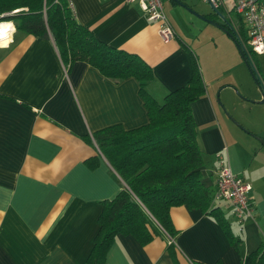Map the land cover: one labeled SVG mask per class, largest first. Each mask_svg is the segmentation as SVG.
I'll use <instances>...</instances> for the list:
<instances>
[{"label": "crops", "instance_id": "1", "mask_svg": "<svg viewBox=\"0 0 264 264\" xmlns=\"http://www.w3.org/2000/svg\"><path fill=\"white\" fill-rule=\"evenodd\" d=\"M68 1L75 19L97 38L149 64L146 90L157 101L185 83L190 52L195 55L204 93L189 106L202 156L201 181L213 190L214 152L220 150L231 171L249 184L252 213L237 223L226 201H213L221 202L219 209L240 238L234 248L212 217L171 206L176 256L179 264H244L245 254L264 242V132L243 118L236 119L237 130L231 113L220 109L224 91L242 75L232 38L198 16L211 13L207 7L191 2L162 4L173 30L163 41L136 0ZM227 29L233 32L228 24ZM146 120L133 77L112 82L81 60L65 66L50 36L11 32L0 46V264H95L86 258L101 201L123 182L101 153L94 168L87 166L84 160L95 153V144L82 136L110 124L128 129ZM166 241L154 236L141 245L129 234H116L105 262L171 264Z\"/></svg>", "mask_w": 264, "mask_h": 264}, {"label": "trees", "instance_id": "2", "mask_svg": "<svg viewBox=\"0 0 264 264\" xmlns=\"http://www.w3.org/2000/svg\"><path fill=\"white\" fill-rule=\"evenodd\" d=\"M261 3L264 6V0ZM3 20L12 21L15 29L24 33L50 36L65 66L81 60L112 82L128 76L137 82L147 116L145 123L128 129L110 124L82 136L95 144V153L84 160L87 166L94 168L101 153L123 182L112 197L101 201L87 262L106 264V252L114 235L129 234L141 245L154 236H165L164 249L171 264H179L173 243L177 230L168 215L174 205L197 208L209 215L219 224L228 243L237 247L240 238L232 233L229 221L213 203V190L201 181L202 156L189 104L204 93V83L192 52L188 79L157 101L146 90L152 78L149 64L138 54L97 38L88 26L75 19L68 0H0V21ZM220 24L241 46L240 40H245L242 23L238 22L231 33L226 23ZM243 53L242 61L250 64L254 53L246 46ZM244 264H264L263 241L245 254Z\"/></svg>", "mask_w": 264, "mask_h": 264}, {"label": "built area", "instance_id": "3", "mask_svg": "<svg viewBox=\"0 0 264 264\" xmlns=\"http://www.w3.org/2000/svg\"><path fill=\"white\" fill-rule=\"evenodd\" d=\"M136 1L145 14V18L155 23L158 37L163 41L171 38L173 30L162 10L161 0ZM202 1L206 2L212 10H218L220 13L225 12L226 15H223L224 21L232 31H235L238 22H241L245 36L244 41L240 40L241 47L243 49H245V46L248 47L255 55H264V6L261 0H227L228 9L224 0ZM228 10H232L236 14L235 22H232L230 16H227ZM250 64L253 67L252 63ZM263 75L264 66L260 75L264 86ZM214 157L216 167L214 169L212 201H226L231 207V213L235 221L241 222L244 218L250 217L252 213V208L247 199L249 184L231 171L220 150L214 152Z\"/></svg>", "mask_w": 264, "mask_h": 264}, {"label": "rangeland", "instance_id": "4", "mask_svg": "<svg viewBox=\"0 0 264 264\" xmlns=\"http://www.w3.org/2000/svg\"><path fill=\"white\" fill-rule=\"evenodd\" d=\"M181 2H191L194 7H207V9L211 12L213 16H215L218 20L220 19L217 17L214 13H212V10L210 6L202 1V0H179ZM226 8H229V4L227 0H224ZM168 0H161V5L163 4H168ZM167 20L170 18L168 16V13L164 8H162ZM221 15H226L225 12H222ZM227 16H230L231 21L235 22L236 21V14L232 10H228ZM223 21V20H220ZM169 22V21H168ZM184 30V29H183ZM185 33H189L188 30H184ZM188 35V34H187ZM237 51V50H236ZM238 53V52H237ZM238 57V62L241 66L242 70V75L239 77H236L235 79V84L230 87L231 91L226 89L225 96H226V102L225 104H221L219 99L222 98L223 92L220 94V98L216 96V101H218V104L220 105V109L222 112L231 113L233 118L231 121L235 124V128L239 130L240 125L236 122V119L238 118H243L249 123H254L256 122L258 125H260L261 130L264 132V101L263 102H258L257 100L261 97V91L263 83L261 82V77L260 75L262 74L263 71V66H264V55H253V58H251V63L253 65V69L255 71L256 76L259 79V83L256 85L246 67L244 62L240 59L241 57L236 54ZM229 111V112H228ZM226 113V114H227ZM230 116V115H229ZM230 116V117H232ZM236 117V118H234ZM237 124V125H236ZM220 205L221 202H218Z\"/></svg>", "mask_w": 264, "mask_h": 264}, {"label": "water", "instance_id": "5", "mask_svg": "<svg viewBox=\"0 0 264 264\" xmlns=\"http://www.w3.org/2000/svg\"><path fill=\"white\" fill-rule=\"evenodd\" d=\"M174 1H175V0H174ZM211 10H212V9H211ZM189 11H191V10H189ZM212 13H214L217 17L220 18V20H223L222 22H224V17H223V15H221V13H220L218 10L213 9V10H212ZM198 16H199L200 18L205 19L207 22H210L211 24H213V25H215V26H218V27L221 28L223 31L227 32L226 29L222 28V26H221V24H220L219 22L214 21V20H212V19H208V18L204 17L203 15H198ZM234 45H235V47H236V49H237V51H238V54H239L240 56L244 55L242 47H241L240 45H238V43H234ZM243 62H244V64L246 65V67H247V69H248V71H249V73H250V75H251V77H252L254 83L257 85L259 82H258L257 76H256L255 71H254V69L252 68L251 64H249L246 60L243 61ZM257 101H258V102H263V101H264V88H263V87H262V91H261V97H260ZM263 143H264V141H263Z\"/></svg>", "mask_w": 264, "mask_h": 264}, {"label": "clouds", "instance_id": "6", "mask_svg": "<svg viewBox=\"0 0 264 264\" xmlns=\"http://www.w3.org/2000/svg\"><path fill=\"white\" fill-rule=\"evenodd\" d=\"M24 11H27V9H23ZM17 11H20L19 9ZM15 31L14 25L11 23H0V32H3L2 35H0V46H6L7 42L11 39V32ZM259 51V49H258Z\"/></svg>", "mask_w": 264, "mask_h": 264}, {"label": "bare ground", "instance_id": "7", "mask_svg": "<svg viewBox=\"0 0 264 264\" xmlns=\"http://www.w3.org/2000/svg\"><path fill=\"white\" fill-rule=\"evenodd\" d=\"M0 23H4V24L11 23L12 24L11 21H0Z\"/></svg>", "mask_w": 264, "mask_h": 264}, {"label": "snow or ice", "instance_id": "8", "mask_svg": "<svg viewBox=\"0 0 264 264\" xmlns=\"http://www.w3.org/2000/svg\"><path fill=\"white\" fill-rule=\"evenodd\" d=\"M3 34V32H0V35H2Z\"/></svg>", "mask_w": 264, "mask_h": 264}]
</instances>
